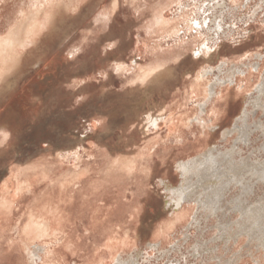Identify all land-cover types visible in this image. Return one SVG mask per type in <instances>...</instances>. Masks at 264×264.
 Segmentation results:
<instances>
[{"label":"rangeland","instance_id":"rangeland-1","mask_svg":"<svg viewBox=\"0 0 264 264\" xmlns=\"http://www.w3.org/2000/svg\"><path fill=\"white\" fill-rule=\"evenodd\" d=\"M0 49V264H264V0H0Z\"/></svg>","mask_w":264,"mask_h":264},{"label":"bare ground","instance_id":"bare-ground-1","mask_svg":"<svg viewBox=\"0 0 264 264\" xmlns=\"http://www.w3.org/2000/svg\"><path fill=\"white\" fill-rule=\"evenodd\" d=\"M33 25V24H32ZM8 40H10V38L8 39ZM25 42V41H24ZM1 50V49H0ZM6 52V51H5ZM2 89V88H1ZM62 187V186H61ZM62 189H63V187H62ZM183 199V198H182ZM184 200H186V199H184ZM183 200V201H184ZM184 203V202H183ZM177 206L178 207H181L182 205H181V202L179 201L178 203H177ZM47 224V223H46ZM31 227V226H30ZM27 228H29V227H27ZM41 228H42V226H41ZM41 228H39V230H41ZM30 230V229H29ZM32 232V231H31ZM24 233H25V230H24ZM38 234V233H37ZM38 235H40V234H38ZM38 237V236H37Z\"/></svg>","mask_w":264,"mask_h":264}]
</instances>
